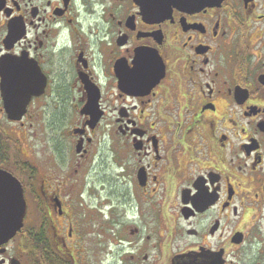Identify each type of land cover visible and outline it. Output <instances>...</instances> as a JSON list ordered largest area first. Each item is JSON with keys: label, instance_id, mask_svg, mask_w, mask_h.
<instances>
[{"label": "flooded vegetation", "instance_id": "af4514ba", "mask_svg": "<svg viewBox=\"0 0 264 264\" xmlns=\"http://www.w3.org/2000/svg\"><path fill=\"white\" fill-rule=\"evenodd\" d=\"M190 1L0 0V169L28 201L0 264H264V0ZM52 100L76 116L63 176L32 175L21 138ZM103 124L107 221L84 222Z\"/></svg>", "mask_w": 264, "mask_h": 264}, {"label": "rangeland", "instance_id": "374dc122", "mask_svg": "<svg viewBox=\"0 0 264 264\" xmlns=\"http://www.w3.org/2000/svg\"><path fill=\"white\" fill-rule=\"evenodd\" d=\"M75 119L76 116L75 118L71 116L69 120L66 121L65 114H62L61 112L59 100H52L51 109L48 114L45 116L43 115L42 119L40 118L41 121L37 120V122H41V124H36L35 128L29 133V136H27L26 139L21 138L23 141L22 151L26 158H28L30 161V163H20L22 169L28 168L27 170L25 169V171L22 169L21 170L24 172H31L32 174L34 170L33 168H35L36 170L32 175L35 173H39L41 175L53 173L52 176H59L60 173V175L63 176V140L66 139L63 138V135L71 133L69 129H71L70 126H74L72 124H75ZM6 129L5 130L8 132L10 126H6ZM14 129L17 128L15 127ZM67 135L69 136V134ZM111 137L112 132L111 130L107 129L106 124L101 126V129L96 132V136L93 135L94 140L91 143L93 153L91 154V157L88 161V163H93L90 165L89 169L82 174L80 187L75 196V203L80 205L79 208L81 209V215L79 218L84 220V222L86 221L85 218L90 217V215L98 219V222L100 223H105L107 221H103L104 210H100V208H98L99 206L97 207V205L100 203V201H104L106 199L108 187L103 189L106 182L101 183L100 180L104 178L106 181L108 174L101 172L104 169L97 167V165L101 159L99 148L102 150L105 149V157L109 156L107 153V148L100 143H102V141L110 140ZM13 139L18 140L16 137ZM67 142L68 143L66 146H68V148L71 147L70 139H67ZM17 145L19 147L21 146L18 141ZM10 154L16 156L17 158L18 156H21V153L18 154L14 148H11ZM73 157L74 155L71 158ZM69 160L70 158L68 160L66 158L65 162L68 163ZM28 165L32 168H29ZM80 193H82L81 196L79 195ZM92 221L93 220H90L88 225L85 224V226L82 227H87L90 230L89 237L95 235L97 236L98 234L99 239H102V234L95 232L98 227V223ZM119 228L121 230L123 229V227ZM117 232H119V229H117ZM121 254L122 253H119L117 256H120Z\"/></svg>", "mask_w": 264, "mask_h": 264}, {"label": "water", "instance_id": "95a60500", "mask_svg": "<svg viewBox=\"0 0 264 264\" xmlns=\"http://www.w3.org/2000/svg\"><path fill=\"white\" fill-rule=\"evenodd\" d=\"M215 2L216 0H206L203 4L213 5ZM190 3L198 4L199 2L191 0ZM11 83L13 84V80ZM28 93L30 98L32 92L29 90ZM15 98L13 94L5 98L11 120H19L24 114V108L21 109L15 105ZM26 212L27 200L22 183L8 171L0 169V245L21 229Z\"/></svg>", "mask_w": 264, "mask_h": 264}, {"label": "trees", "instance_id": "16d2710c", "mask_svg": "<svg viewBox=\"0 0 264 264\" xmlns=\"http://www.w3.org/2000/svg\"><path fill=\"white\" fill-rule=\"evenodd\" d=\"M25 166H26V165H25ZM28 167H29V168H32V167H30L29 165H28ZM25 169L27 170L28 168H23L24 171H25ZM33 169H34V170H33V173H34L36 169H35V168H33ZM33 173H32V174H33ZM42 234H43V235H46L45 233H42ZM36 237L39 238L38 235H36ZM42 239H43V237H40V238L38 239V242L36 243V247H38L37 250L40 249V245L38 246V243H39V241L41 240V242H40V244H41V243H42Z\"/></svg>", "mask_w": 264, "mask_h": 264}]
</instances>
